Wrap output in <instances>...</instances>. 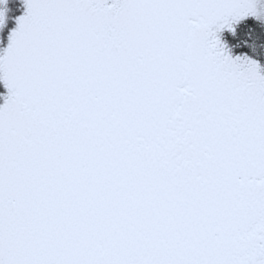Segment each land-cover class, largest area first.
<instances>
[{
    "label": "snow or ice",
    "instance_id": "obj_1",
    "mask_svg": "<svg viewBox=\"0 0 264 264\" xmlns=\"http://www.w3.org/2000/svg\"><path fill=\"white\" fill-rule=\"evenodd\" d=\"M25 3L0 264H264V69L217 35L257 0Z\"/></svg>",
    "mask_w": 264,
    "mask_h": 264
},
{
    "label": "trees",
    "instance_id": "obj_2",
    "mask_svg": "<svg viewBox=\"0 0 264 264\" xmlns=\"http://www.w3.org/2000/svg\"><path fill=\"white\" fill-rule=\"evenodd\" d=\"M10 7H12L13 0H9L8 2ZM0 1V6H1ZM262 26H261V25ZM235 36L239 38L240 43L237 45L238 47H242L244 45L245 48L242 51H249L252 49L255 51L254 53L261 56L264 55V21H258L252 18V16H246L239 21L235 22ZM230 32L233 33L232 30Z\"/></svg>",
    "mask_w": 264,
    "mask_h": 264
},
{
    "label": "rangeland",
    "instance_id": "obj_3",
    "mask_svg": "<svg viewBox=\"0 0 264 264\" xmlns=\"http://www.w3.org/2000/svg\"><path fill=\"white\" fill-rule=\"evenodd\" d=\"M0 1H1V4L6 5L7 7H10V5H8L9 4L8 0H0ZM13 3L14 4L10 8L9 14H8V20H9V21H7L8 26L6 27V29H4L5 36H6V42H7L5 44V45H7L6 47H8V45H9L8 42H9V38H10L12 30H14L18 26V17L22 16L26 12L25 0H13ZM257 10H258V13H259L258 16L257 15H248V16H252L253 19L261 21V22H262V20L264 21V0H257ZM233 25H235V22H233ZM234 33L235 32L232 33L233 36H231V40L237 39V37L235 36ZM245 46L246 45H244L242 47H238L237 45L233 46V47L231 46V49L236 50L235 53H237V54L239 53L240 54L238 56L245 57V56H248L247 52H244V53L239 52L240 50L244 49ZM5 52H6V49L4 51V54H5ZM0 81H3V80L0 79ZM0 87H1L0 88V105H2L4 103V97H5L6 94L2 92L3 87H4V86H2V83H0Z\"/></svg>",
    "mask_w": 264,
    "mask_h": 264
},
{
    "label": "flooded vegetation",
    "instance_id": "obj_4",
    "mask_svg": "<svg viewBox=\"0 0 264 264\" xmlns=\"http://www.w3.org/2000/svg\"><path fill=\"white\" fill-rule=\"evenodd\" d=\"M10 8L11 7L5 8V23H4L3 27L0 29V56L4 55V51H5V49H7V47H6L7 45H5L7 42H6V36H5L4 29H6V27L8 26L7 21H8V14H9ZM0 10H1V7H0ZM11 34H12V32H11ZM217 35L220 37L221 42L226 46V50L229 52V54L233 58L240 57V56H238V55H240L239 53L238 54L235 53L236 50L231 49V46L233 47V46H236L240 43L239 38H237L235 40H231V36H233V34H232V32H230L229 28L225 27L224 29L219 31L217 33ZM10 37H11V35H10ZM8 43H10V38H9ZM239 52H242V53L247 52L248 56H246V57L258 61L261 65V68L264 69V56L263 55L259 56V55L255 54L254 53L255 51H253L252 49H250L249 51L240 50ZM241 58H244V57H241ZM0 83H2V86H4L2 92L7 94L8 90L5 87L4 82L0 81Z\"/></svg>",
    "mask_w": 264,
    "mask_h": 264
}]
</instances>
